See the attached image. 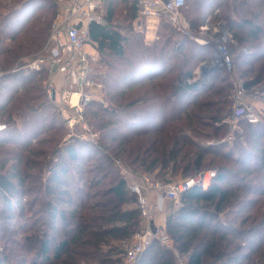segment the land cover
I'll return each instance as SVG.
<instances>
[{"label":"trees","instance_id":"1","mask_svg":"<svg viewBox=\"0 0 264 264\" xmlns=\"http://www.w3.org/2000/svg\"><path fill=\"white\" fill-rule=\"evenodd\" d=\"M0 1L8 10L0 27V124L7 126L0 134V264H122L123 245L143 220L128 180L114 170L117 161L133 176L165 185L215 171L208 190L181 196L166 232L188 264H264V235L255 232L264 227V206L251 216L261 203L254 198L264 199V120L242 121L247 145L224 143L232 87L223 69L208 81L197 73L211 64L212 45L179 35L165 19L148 45L133 27L139 1L117 0L127 11L118 21L114 0H107L106 25L90 26L99 53L90 78L103 85L107 107L94 101L85 110L107 141L105 154L104 144L77 136L64 142L69 130L47 98L48 71L31 72L20 62L44 52L56 1ZM182 12L195 33L211 16L225 22L247 92L264 93V0H187ZM90 160L99 165L83 181L78 171ZM6 235L18 236L10 238L14 248ZM254 236L260 241L246 242ZM157 246L152 242L136 264H175L166 253L146 259Z\"/></svg>","mask_w":264,"mask_h":264},{"label":"built area","instance_id":"2","mask_svg":"<svg viewBox=\"0 0 264 264\" xmlns=\"http://www.w3.org/2000/svg\"><path fill=\"white\" fill-rule=\"evenodd\" d=\"M138 1L140 6L136 24L138 31L143 32L142 22H160L165 19L179 35L200 46L212 45L215 48L212 67L223 69L234 89L233 115L231 121L227 122L229 127L233 128V125L239 121L251 125L259 124L261 122L259 113L247 101L248 92L244 80L241 77L235 78L234 56L227 47L230 36L225 25L223 23L212 25L211 16L200 32L194 34L182 18V10L186 8L187 0ZM101 2L102 0L75 1L66 18L53 22L44 52L20 61L24 64L22 68L25 70L35 73L42 70L48 71L50 78L45 83L48 100L59 106L62 118L70 132L73 133L76 129L83 127L90 137L92 135L85 120V110L96 101L94 94L97 89L102 88L101 84L90 78L93 73L92 66L99 60L96 45L91 40L90 26L93 23L106 25L105 20L97 13L101 8ZM89 47L93 48L96 54H92ZM17 70L19 68H15L12 73ZM59 77H64L61 83L56 82ZM5 130L7 126L0 124V134ZM89 140L93 142L94 139ZM123 173L125 177H128V182L130 180V189L137 196L138 208L144 220L142 230L133 237L134 244L126 247L125 262H136L151 243L156 241L177 255L178 264H188V257L177 251L173 239L165 228L156 225L157 216L152 212L150 196L159 197L155 208L157 212H162L163 203L166 200L178 206L181 196L191 189L201 187L203 190H208L216 177V172H202L193 178L172 185H165L146 174L133 179V175L128 171Z\"/></svg>","mask_w":264,"mask_h":264},{"label":"rangeland","instance_id":"3","mask_svg":"<svg viewBox=\"0 0 264 264\" xmlns=\"http://www.w3.org/2000/svg\"><path fill=\"white\" fill-rule=\"evenodd\" d=\"M51 1V0H50ZM52 1H56V4H57V8L55 9V11H57V13H58V16H57V20L58 19H61V18H66V16L68 15V13H69V11H70V9L72 8V5H73V3L75 2V1H77V0H52ZM80 1V0H79ZM114 3L116 4V14H117V20L118 21H121V16L123 15V14H126L127 13V11H126V6L125 5H121L120 4V2H118L117 0H114ZM6 5L3 3V1H0V27H3V25H4V20H5V18H6V16L8 15V10L6 9V7H5ZM44 6V5H43ZM101 8L98 10V15H100L101 17H102V19L103 20H105V18H106V16H107V0H102V2H101ZM47 8H48V5L46 6V10H47ZM220 15V14H219ZM182 18H183V20L186 22V24H187V26H188V29L192 32V30L190 29V26H189V23L187 22V20H186V16H185V13L184 12H182ZM56 20V19H55ZM54 20V21H55ZM53 21V22H54ZM138 23V20H137V22H135L134 23V25H133V27H134V31L135 32H138V33H142V34H144L145 35V42H146V44H148V45H151V44H153L152 43V41H151V37L150 38H147L146 37V32H147V28H148V30H150V28H149V26H147L145 23H143L142 22V25H143V32L141 31H138L137 30V27H136V24ZM212 25H214V26H216L218 23H223L224 25H225V27H226V24H225V22H223L219 17L218 18H216V19H214V16H212ZM53 24V23H52ZM52 26V25H51ZM160 26H161V23H159V24H156L154 27H155V29H156V31H158L159 30V28H160ZM227 28V27H226ZM174 29V28H173ZM175 30V29H174ZM176 31V30H175ZM176 33H178L177 31H176ZM192 33H194V34H198V33H195V32H192ZM227 47H228V49L232 52V54H233V56H234V54H235V56L236 55H238L239 53V51H237V46H235V44H233V43H230L229 41H228V43H227ZM30 58V57H29ZM99 61V60H98ZM236 62H238V60L236 61ZM96 64V63H95ZM204 65V64H203ZM200 68V67H199ZM199 68H198V70H199ZM198 70H197V72H198ZM239 70H237L236 72H235V78H238V77H240L239 76ZM99 74V73H98ZM228 80V83H230V85H231V80H230V78H228L227 79ZM100 84V83H99ZM232 87V86H231ZM103 91H104V89H103V85H102V88L101 89H97V92L94 94L95 95V97H96V101L97 102H100V103H102L104 106H106L107 107V98H105V94L103 93ZM232 93H231V100H232V97H233V95H234V89H233V87H232V91H231ZM247 101H248V103L249 104H251L252 106H254V108H255V110L259 113V115H260V118H261V122L264 120V93H258V92H255V93H248V95H247ZM232 103H233V101H232ZM234 107V105L232 104V108ZM232 115H233V113H232ZM232 115H231V117L226 121V123L227 122H229V121H231V119H232ZM86 120V119H85ZM86 123H87V127H88V129H89V131L91 132V135H92V137H90V136H88L87 135V133L85 132L86 130H84L83 129V127H81L80 129H76L73 133L72 132H70L69 131V133H68V135L67 134H65V136L67 135V137H65V139H64V142L66 141H68V139L70 140L72 137H73V135H75V134H77V135H75V136H77V137H80L81 139H83V140H87V141H90L89 139H94L93 140V142L92 141H90V142H92L93 143V145H96V148H99V146H100V144H104V146H105V148L104 149H101V150H103L102 152L103 153H107V141H103L102 139H101V137H100V134L99 133H97V129L95 128V126H90L89 124H88V122L86 121ZM228 124V123H227ZM244 123L242 124V121H239L238 123H236L235 125H233V128H231V127H229V125H228V127H227V129H226V131L223 133V141H224V143L228 146V148H233L234 147V144H240L241 146H245V145H247V141H245L243 138L241 139V135H243V134H245V127H244ZM72 136V137H71ZM87 137V138H86ZM102 140V141H101ZM199 142H206V140H199ZM68 143V142H67ZM106 144V145H105ZM235 148V147H234ZM98 156H99V154L98 153H96L95 155H94V157H93V159L92 160H96L97 158H98ZM92 160H90L89 162H87V164L84 166V168L83 169H79V171L78 172H80V173H82L83 174V181H85L87 178H89V176H90V171H92V169H94L96 166H98L99 165V162H94V161H92ZM230 165H232V164H230ZM92 168V169H91ZM115 170V172L116 171H118V172H121V174L125 177V175H124V173L123 172H125V171H128L130 174H132L131 173V171L129 170V169H127L120 161H117L116 162V169H114ZM207 171H212V170H207ZM133 175V174H132ZM141 175H144V174H140L139 176H133V179H136V177L138 178V177H140ZM127 180H128V177H125ZM186 180V179H185ZM181 181H184L183 179H178L177 181H172V182H170L169 184L170 185H172V184H175V183H178V182H181ZM104 184H107L108 185V182L107 181H104L103 182ZM129 184H130V180H129V182H128ZM169 184H167V185H169ZM35 194L36 193H32L31 195H30V198H32V197H34L35 196ZM254 200H260L261 201V203H259V204H257L256 206H254L253 207V211H252V213H251V216H252V220H254L256 217H257V214L255 213L258 209H261V208H263V206H264V199H261V198H258V197H255L254 198ZM40 204H42V199H40V201H39V205ZM38 208V207H37ZM163 208L166 210H168V216H169V214L172 212V211H174L175 209H176V205H175V203L174 202H172V201H169V200H166L164 203H163ZM154 209H152V212H153V214H157L156 216H157V220H156V225L157 226H160L159 224H161L162 222H163V220H164V218H165V215H166V213L164 212V213H162V214H159V212H157V211H153ZM155 212H157V213H155ZM28 214H29V212H28ZM31 215H28L29 217L28 218H31V217H33L34 215V213H30ZM246 216V213H241V215H240V217L242 218V217H245ZM264 217V216H263ZM263 217H258L259 219H262ZM43 218H45V217H43ZM232 219H234V216L231 218L230 217V220H232ZM39 220H41V219H39ZM143 220V219H142ZM221 220H227L226 219V217H224V216H221ZM260 221V220H259ZM143 223H144V220H143V222H142V225H143ZM250 224H252V223H250ZM4 225H1V227H3ZM255 226H257L256 227V230H255V232H256V234H259V235H264V227L263 226H260V225H255ZM237 227H238V224H237ZM9 239H7L6 240V244H8L9 246H10V248H14V247H12V239H10V238H17L18 236H16V235H6ZM253 240H255V242H259L260 241V237H256V236H254V237H249L248 238V241H246L247 243L248 242H250V241H253ZM5 240H3V241H1L0 242V244H3V242H4ZM134 244V241H133V238L131 239V240H129L125 245H123V248L125 249L127 246H132ZM2 246V245H1ZM16 250V249H15ZM165 250H166V248H164V247H162L161 245L160 246H157L156 247V249L150 254V252H148L147 251V255L149 254V256H147V258L146 259H149V258H151L152 256H153V254L154 253H158L159 252V256H163V254H165V258L167 259V258H171V259H175V264H178L177 263V255L174 253V252H171V254L170 253H167V252H165ZM152 255V256H151ZM172 255H173V257H172ZM139 260L140 259H138L136 262H133V263H126L125 262V259L123 258V261H122V264H136V263H138L139 262Z\"/></svg>","mask_w":264,"mask_h":264},{"label":"crops","instance_id":"4","mask_svg":"<svg viewBox=\"0 0 264 264\" xmlns=\"http://www.w3.org/2000/svg\"><path fill=\"white\" fill-rule=\"evenodd\" d=\"M143 23H145L147 26H149V28H150V30H148V28L146 29L147 30V32H146V37L147 38H150L151 39V41H152V43H154L158 38H157V31H156V29H155V25L156 24H159L160 22H157V21H149V22H143ZM89 51L92 53V54H96V51L93 49V48H91V47H89ZM206 65H208L207 63H206ZM202 66V65H201ZM209 66H212V62H211V64L209 65ZM64 79V77H59L57 80H56V82H58V83H61L62 82V80ZM150 199H151V201H152V209H154L153 211H156V204L158 203V201H159V197L158 196H156V195H151L150 196ZM166 213V215H165V218H164V220H163V222L161 223V224H159L160 226H162V227H165V225H166V220H167V217H168V210L166 209H164L163 208V210H162V212H159V214H162V213ZM155 213H157V212H155ZM157 215V214H156Z\"/></svg>","mask_w":264,"mask_h":264},{"label":"water","instance_id":"5","mask_svg":"<svg viewBox=\"0 0 264 264\" xmlns=\"http://www.w3.org/2000/svg\"><path fill=\"white\" fill-rule=\"evenodd\" d=\"M220 71L217 67H212L209 65H202L198 70L199 79L201 80H210L212 76L216 75Z\"/></svg>","mask_w":264,"mask_h":264},{"label":"bare ground","instance_id":"6","mask_svg":"<svg viewBox=\"0 0 264 264\" xmlns=\"http://www.w3.org/2000/svg\"><path fill=\"white\" fill-rule=\"evenodd\" d=\"M77 98H75V100H76Z\"/></svg>","mask_w":264,"mask_h":264}]
</instances>
